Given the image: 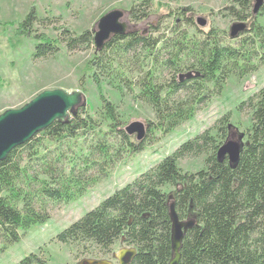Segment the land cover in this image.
<instances>
[{
    "label": "trees",
    "instance_id": "16d2710c",
    "mask_svg": "<svg viewBox=\"0 0 264 264\" xmlns=\"http://www.w3.org/2000/svg\"><path fill=\"white\" fill-rule=\"evenodd\" d=\"M150 8V0L134 3L128 20L144 21ZM222 10L247 22V29L234 39L214 27L205 30L193 19V9L185 7L171 15V23L151 24L146 33L133 28L113 35L100 49L92 29L79 34L63 30L56 41L33 35V59L54 55L59 42L68 52L93 47L90 78L98 91L99 119L82 103L65 121L53 122L0 161V254L19 241L20 231L50 218L48 203L80 197L123 156L143 150L153 129L170 133L191 119L211 93L219 94L230 76L241 78L264 64V28L256 20L264 15V0L256 15L250 0H227ZM36 21L31 7L18 33L29 36ZM188 72L191 77L180 78ZM103 82L151 108L155 120L147 122L143 140L135 142L125 132L116 106L102 93ZM237 111L250 116L243 134L231 124L229 112L221 115L70 223L55 240L72 247L76 260L108 256L121 241L136 249L128 264H167L173 203L179 220L193 222L183 235L178 264H264V84ZM232 138L242 145L235 163L217 155ZM76 139L84 140L85 151L69 147L68 157L59 152L64 141ZM200 156L203 167L197 171L178 165L180 159ZM15 264L47 263L30 253Z\"/></svg>",
    "mask_w": 264,
    "mask_h": 264
},
{
    "label": "rangeland",
    "instance_id": "374dc122",
    "mask_svg": "<svg viewBox=\"0 0 264 264\" xmlns=\"http://www.w3.org/2000/svg\"><path fill=\"white\" fill-rule=\"evenodd\" d=\"M139 1L141 0H0V113L6 109L21 107L45 89L61 88L67 92L81 91L89 114L99 119L98 91L90 78L89 63L95 53L93 47L68 52L64 44L59 42L57 45L60 49L54 55L33 59V35H43L56 41L63 30L75 34L86 29L93 30L97 20L114 9L121 10L127 22L143 33L147 32L151 24L158 25L162 21L171 23V15L185 7L193 9L194 20L197 17L206 20L203 27L205 30L214 27L228 35L231 24L237 22L225 16L226 11L222 10L227 0H150L148 18L132 24L127 16L133 4ZM250 3L253 6V0ZM31 7H35L38 21L33 24L32 33L23 36L18 33L17 26ZM256 20L264 28V15L257 16ZM192 30L191 28L190 31ZM263 84L264 64L241 78L230 76L220 93H211L209 101L200 106L191 119L168 134L153 129L148 136L150 142L144 145L143 150L134 155L123 156L108 169L105 177H98L80 197L65 204L48 203L50 218L45 223L34 224L27 230L20 231L19 241L0 254V264H15L30 253H35L47 264H74L91 258L79 256L76 260L73 248L57 242L55 236L85 212L96 207L105 197L172 153L180 143L211 127L221 115L229 112L231 124L243 134L251 125L250 116L246 111L238 112L237 106ZM101 87L104 97L116 106L124 127L134 121L147 125L148 121L155 120L147 104L134 100L129 94L121 96L106 82ZM106 129L104 124L103 130ZM129 136L135 137V134ZM135 142L139 141L135 138ZM69 147L75 151H85L86 143L82 139L64 141L59 152L66 153L68 157ZM203 160L204 156L184 158L178 161V165L183 170L197 171L203 167ZM122 247L126 246L117 241L112 253L100 259L117 264L112 254Z\"/></svg>",
    "mask_w": 264,
    "mask_h": 264
},
{
    "label": "water",
    "instance_id": "95a60500",
    "mask_svg": "<svg viewBox=\"0 0 264 264\" xmlns=\"http://www.w3.org/2000/svg\"><path fill=\"white\" fill-rule=\"evenodd\" d=\"M262 1L253 0V15L257 14ZM195 22L199 27L206 25V20L202 17H197ZM133 28L134 26L127 22L126 16L121 10L114 9L105 13L97 20L93 29L95 48L100 49L111 36L126 34ZM246 29V22H234L229 28L228 36L234 39ZM191 76L192 73L188 72L180 75V78ZM85 102V98L79 90L67 92L61 88L45 89L21 107L6 109L0 113V161L4 160L13 148L25 143L53 122L65 121L71 111ZM146 129L147 125L138 121L131 122L124 127L125 132L128 135L135 134L138 141L143 140ZM238 140L225 141L218 149V157L227 155L229 161L235 163L242 147ZM169 199H171V195ZM169 216L171 220V258L167 264H178L183 235L193 222L179 220L173 203L169 204ZM135 254V248L122 247L112 255L117 260V264H128ZM77 264H112V262L106 259L85 258Z\"/></svg>",
    "mask_w": 264,
    "mask_h": 264
},
{
    "label": "clouds",
    "instance_id": "9594fccd",
    "mask_svg": "<svg viewBox=\"0 0 264 264\" xmlns=\"http://www.w3.org/2000/svg\"><path fill=\"white\" fill-rule=\"evenodd\" d=\"M130 139H132L133 141H135V137L134 136L130 137Z\"/></svg>",
    "mask_w": 264,
    "mask_h": 264
}]
</instances>
